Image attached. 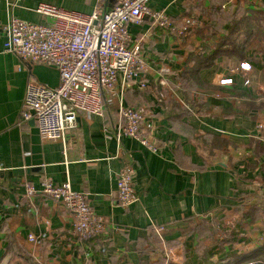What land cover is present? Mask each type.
<instances>
[{
  "label": "crops",
  "instance_id": "crops-1",
  "mask_svg": "<svg viewBox=\"0 0 264 264\" xmlns=\"http://www.w3.org/2000/svg\"><path fill=\"white\" fill-rule=\"evenodd\" d=\"M119 1L21 0L12 6L16 0H0V264H246L264 258V164L255 150L258 143L264 144V128L259 131L264 112L252 113L257 120H216L196 110L183 119V128L175 130L161 109L159 94L144 92L143 100L152 113L146 117V126L157 153L133 139L117 138L119 104L128 106V89L134 88H123L121 83L105 97L103 117L80 113L75 125L66 129L71 142L66 155L63 144L41 142L36 120L24 121L29 80L56 88L59 74L43 63L4 52L3 28L9 18L44 23L35 12L39 3L91 14L99 3L110 8ZM243 1L244 8L264 9V0H248V6ZM207 7L209 0H154L151 4L175 23ZM229 9L223 11L228 19ZM129 31L133 42L142 40L151 64L148 88L168 89L185 105L172 81L183 70V42L155 27L149 18L130 25ZM161 66L173 70L166 85L156 78ZM210 96L219 97L214 92ZM223 106L229 103L223 101ZM199 135L224 137L232 146L213 155L196 141ZM125 166L136 171L134 187L140 198L129 210L117 203V177ZM48 180L70 183L105 218L106 254L98 251V245L86 257L87 246L77 242L72 215L62 204L40 194L34 211H28L25 185L39 188ZM159 228H163L160 244L154 237ZM40 232L47 233V240L34 248L27 237Z\"/></svg>",
  "mask_w": 264,
  "mask_h": 264
},
{
  "label": "built area",
  "instance_id": "built-area-1",
  "mask_svg": "<svg viewBox=\"0 0 264 264\" xmlns=\"http://www.w3.org/2000/svg\"><path fill=\"white\" fill-rule=\"evenodd\" d=\"M16 0L12 6H17ZM154 0H120L110 8L99 3L93 13L69 11L48 3H39L35 12L45 19L44 23H32L12 15L3 28L4 52L21 60L43 63L59 74V84L51 88L36 80H29L23 104L25 122L36 120L42 143L63 144L66 155L71 147L66 129L73 127L78 115L103 117L104 98L114 92L119 83L123 88L136 86L141 90L149 87L147 75L152 70L142 40L133 42L130 25H139L145 18L153 20L155 27L172 32L184 42L192 28L200 25L198 20L184 18L175 23L164 10H153ZM243 0H232L230 3ZM225 4L223 8H227ZM248 72L249 64L241 63ZM157 80L166 85L173 70L169 66L156 69ZM232 78L217 72L211 81L215 87L232 84ZM248 80L246 84H250ZM119 127L117 138L126 137L139 142L153 153L158 147L146 126L147 114L143 108L119 104ZM264 126H259L261 131ZM264 164V153H263ZM2 166L0 164V171ZM136 171L125 166L117 177V203L123 210L139 204L140 198L134 187ZM29 212L35 209V198L44 195L62 204L73 218V232L79 244H86V257H90L88 242L103 236L106 221L90 206L87 197L72 188L70 183L55 184L48 180L39 188L25 185ZM163 228L156 230L162 239ZM47 233H31L28 242L40 247L47 240ZM102 254L107 249H101ZM246 264H264L251 261Z\"/></svg>",
  "mask_w": 264,
  "mask_h": 264
},
{
  "label": "trees",
  "instance_id": "trees-1",
  "mask_svg": "<svg viewBox=\"0 0 264 264\" xmlns=\"http://www.w3.org/2000/svg\"><path fill=\"white\" fill-rule=\"evenodd\" d=\"M231 1L209 0V7L184 16V18L198 20L200 23L198 27L190 30L182 43L184 45L183 70L179 75H174L172 80L173 87L184 96L185 105L180 104L168 89L151 87L140 91L138 87L132 86L134 88L128 89V107L143 108L147 115H151L152 113L145 105L144 92L156 91L162 98L161 109L164 110L167 120L175 130L176 127L183 128L185 125L183 119L196 110L216 120H233L236 117L257 120V116H252V113L264 110V9L244 8L241 1L233 7L234 3H230ZM243 3L247 6L249 4L248 0H244ZM225 4H228V9L230 8L229 19L224 14H219L226 11L227 8H223ZM243 62L250 65V71L241 69L240 64ZM230 64L238 69L237 73H231L234 68L230 71L229 68L221 67L224 65L227 67ZM222 69L227 70L226 75L231 76L233 82L229 86L215 87L211 84L212 76ZM249 74L255 75L261 82L256 83L255 87L250 86L254 85V81ZM248 79H251L250 84H246ZM212 92L219 97H211ZM135 99L141 102H136ZM223 101H227L229 106L224 107ZM103 104L104 116L107 107L105 98ZM195 139L200 141L201 146L207 147L208 153L213 155L226 151L232 146L231 142L224 137L199 135ZM255 150L259 152L257 156H263L264 144L258 143ZM156 233L155 241L160 244V238ZM76 239L78 240L77 237ZM108 241L103 240L102 236L95 237L88 242V246L92 248L99 245L98 251H101L102 248H109ZM260 260L261 257H257L254 261ZM262 260L264 261V258Z\"/></svg>",
  "mask_w": 264,
  "mask_h": 264
},
{
  "label": "rangeland",
  "instance_id": "rangeland-1",
  "mask_svg": "<svg viewBox=\"0 0 264 264\" xmlns=\"http://www.w3.org/2000/svg\"><path fill=\"white\" fill-rule=\"evenodd\" d=\"M219 14L220 15H222L223 13H220L219 12ZM235 38H237L236 36H235ZM221 66V65H220ZM222 68H229V70L231 71V69L232 68H234L232 71H231V73H233V72H235V73H237L238 72V69L236 68V67H234L232 64H230V65H228L227 67H226V65H224V67L223 66H221ZM240 67H241V64H240ZM242 69V68H241ZM243 70V69H242ZM219 72H222V73H224L225 75L227 74V70H225V69H222V70H220ZM216 74V72L214 73V75ZM213 75V76H214ZM213 76H212V78H213ZM249 76L251 77V79H253V81H254V85H250V86H256V83H259V82H261L257 77H255V75H252V74H249ZM231 77V76H230ZM248 78V77H247ZM251 79H248V80H251ZM262 112H264V110L263 111H261V113ZM254 113V112H253ZM261 118H260V125H262V126H264V115H261L260 116ZM257 119H258V117H257ZM259 125V126H260ZM260 261H263L262 260V258H261V260ZM264 262V261H263Z\"/></svg>",
  "mask_w": 264,
  "mask_h": 264
}]
</instances>
